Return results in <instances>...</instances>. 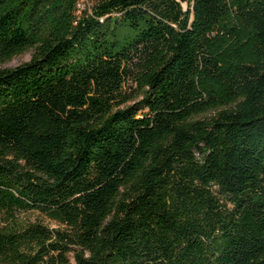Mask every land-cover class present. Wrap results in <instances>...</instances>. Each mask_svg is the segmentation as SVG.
<instances>
[{
  "label": "trees",
  "instance_id": "trees-1",
  "mask_svg": "<svg viewBox=\"0 0 264 264\" xmlns=\"http://www.w3.org/2000/svg\"><path fill=\"white\" fill-rule=\"evenodd\" d=\"M29 50L0 264H264V0H0V66Z\"/></svg>",
  "mask_w": 264,
  "mask_h": 264
},
{
  "label": "rangeland",
  "instance_id": "rangeland-1",
  "mask_svg": "<svg viewBox=\"0 0 264 264\" xmlns=\"http://www.w3.org/2000/svg\"><path fill=\"white\" fill-rule=\"evenodd\" d=\"M34 50H29L21 55H18L14 57L12 60L2 64L0 68H14L17 67L23 63L29 62L32 58ZM41 218L42 221H44L46 224L50 225L51 227H58V224L54 221H51L50 219L46 218L45 216H42L40 213H33L32 218Z\"/></svg>",
  "mask_w": 264,
  "mask_h": 264
},
{
  "label": "built area",
  "instance_id": "built-area-1",
  "mask_svg": "<svg viewBox=\"0 0 264 264\" xmlns=\"http://www.w3.org/2000/svg\"><path fill=\"white\" fill-rule=\"evenodd\" d=\"M86 5H87V3L85 1L79 3V5H78V13L79 14L81 13L82 9L86 7Z\"/></svg>",
  "mask_w": 264,
  "mask_h": 264
},
{
  "label": "water",
  "instance_id": "water-1",
  "mask_svg": "<svg viewBox=\"0 0 264 264\" xmlns=\"http://www.w3.org/2000/svg\"><path fill=\"white\" fill-rule=\"evenodd\" d=\"M177 1L180 2L185 9L188 8L189 0H177Z\"/></svg>",
  "mask_w": 264,
  "mask_h": 264
}]
</instances>
